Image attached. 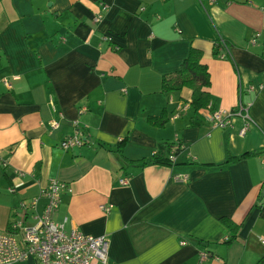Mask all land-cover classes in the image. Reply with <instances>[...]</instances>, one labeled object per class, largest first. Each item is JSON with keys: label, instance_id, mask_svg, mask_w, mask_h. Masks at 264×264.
<instances>
[{"label": "crops", "instance_id": "1", "mask_svg": "<svg viewBox=\"0 0 264 264\" xmlns=\"http://www.w3.org/2000/svg\"><path fill=\"white\" fill-rule=\"evenodd\" d=\"M191 48L209 69L211 109L248 108L245 135L240 117L214 128L196 113L189 88L162 92ZM162 115L165 127L148 123ZM77 132L89 141L62 149ZM261 150L264 0H0V233L57 180L70 192L54 220L106 236V264H259L264 154L216 165ZM158 152H176L174 166L128 163ZM222 218L241 226L231 243Z\"/></svg>", "mask_w": 264, "mask_h": 264}, {"label": "built area", "instance_id": "2", "mask_svg": "<svg viewBox=\"0 0 264 264\" xmlns=\"http://www.w3.org/2000/svg\"><path fill=\"white\" fill-rule=\"evenodd\" d=\"M102 6L105 11L107 7ZM102 20L103 14L94 18L95 23H100ZM221 57L225 58V55ZM4 84L11 88L9 80H4ZM204 110H206L204 117L214 128L228 127L234 118L240 117L244 120V126L239 134L243 135L254 124L248 108L242 104L229 111L212 110L210 106ZM52 127H58V122H53ZM87 141L89 140H84L77 132L76 135L64 139L60 146L64 150H69L82 147ZM170 157L175 161L173 154ZM19 175L24 176L22 173ZM173 179L183 183L188 180V176L175 174ZM121 183L126 185L127 180H122ZM64 191L70 192L66 183L52 180L38 197L22 203V218L15 219L9 231L0 233V264H14L29 259L35 264H93L94 262L106 264L108 262L109 240L106 236H89L75 229L68 233L65 229L67 218L61 224L54 220V215L61 206ZM10 192L14 193L15 189L11 188ZM41 199H46V205L40 215L37 211ZM102 209L109 210L105 207ZM29 218L32 224H29ZM262 242L264 243V240ZM207 258L205 252L201 253V260Z\"/></svg>", "mask_w": 264, "mask_h": 264}, {"label": "trees", "instance_id": "3", "mask_svg": "<svg viewBox=\"0 0 264 264\" xmlns=\"http://www.w3.org/2000/svg\"><path fill=\"white\" fill-rule=\"evenodd\" d=\"M218 56L219 52L215 51ZM210 73L206 64L203 62V53L195 48H191L189 55L183 61L180 69L172 74L164 75L162 78V92L171 93L179 92L184 88H189L192 91L191 106L197 113L200 110L206 109L210 105ZM148 123L154 127L163 128L168 123V120L164 115L159 118L149 117ZM127 138L123 139L119 143L118 153L124 157V148L127 144ZM264 154V150L255 151L250 153H245L240 156L228 155L223 163L216 165L217 167L228 166L244 161L245 159L251 157H257ZM174 157L176 152L173 153ZM171 156V155H170ZM170 156H166L164 153H155L149 159H140L137 161H129L130 164H135L136 166H148V165H161L172 167L174 166V161H172ZM6 168L4 167L3 170ZM259 200H264V194L261 193ZM221 222L230 230L232 233V238L227 240V243L238 238V232L241 226L233 224V221L229 218H222ZM259 264H264V259H262Z\"/></svg>", "mask_w": 264, "mask_h": 264}, {"label": "water", "instance_id": "4", "mask_svg": "<svg viewBox=\"0 0 264 264\" xmlns=\"http://www.w3.org/2000/svg\"><path fill=\"white\" fill-rule=\"evenodd\" d=\"M262 193L264 194V187H263Z\"/></svg>", "mask_w": 264, "mask_h": 264}]
</instances>
